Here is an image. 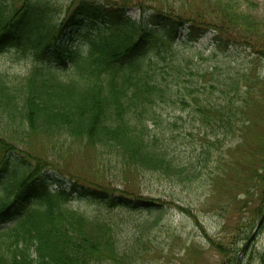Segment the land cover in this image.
<instances>
[{
  "label": "trees",
  "instance_id": "trees-1",
  "mask_svg": "<svg viewBox=\"0 0 264 264\" xmlns=\"http://www.w3.org/2000/svg\"><path fill=\"white\" fill-rule=\"evenodd\" d=\"M18 1L0 0V52L14 47L34 60L26 75H0V123L13 126L11 133L0 131V264H143L140 247L150 240L142 238L167 206L84 180L72 179L67 191L47 163L17 145L60 136L113 154L123 168L179 184L209 172L213 193L223 185L225 217L236 216L238 207L247 214L236 219L225 242L210 240L217 264H236L239 244L264 211V96L257 95L264 80L187 68L208 30L223 51L241 44L263 49L252 14L235 0H198L183 11L168 0H81L60 20L48 0ZM129 6L151 13L133 18ZM195 75L202 81L196 86ZM178 93L184 108L190 106L184 96L193 101L201 141L186 163L176 146L179 118H165L163 109ZM234 137L239 140L229 148ZM77 200L96 205L95 211L74 209ZM104 210L149 215L122 227ZM253 240L240 264H264V251L251 252Z\"/></svg>",
  "mask_w": 264,
  "mask_h": 264
},
{
  "label": "rangeland",
  "instance_id": "rangeland-1",
  "mask_svg": "<svg viewBox=\"0 0 264 264\" xmlns=\"http://www.w3.org/2000/svg\"><path fill=\"white\" fill-rule=\"evenodd\" d=\"M14 5H18V0H10ZM51 8L54 9V15L60 20L63 16L72 13L78 1L81 0H48ZM116 2V0H110ZM233 1V0H232ZM198 0H168L169 5H174L180 11L188 10ZM240 9L247 10L252 14L253 22L260 27L262 37L260 40L255 39L256 44L262 43L264 45V0H235ZM136 5V4H135ZM137 6H129L127 15L137 19H147L150 15L147 11L142 13ZM69 11V12H68ZM68 12V13H67ZM187 30L181 33L184 37ZM215 33L208 30L202 38H200L194 48V61L187 68L189 72L197 74L208 67V71L214 74L231 73L241 75L246 74L247 77L253 78L257 76L264 80V47L258 48L248 47L245 45H233L230 49L223 51L224 48L214 46ZM260 42V43H259ZM180 52L185 49L182 45L176 47ZM201 53V56H199ZM34 57L15 50L14 47H7L6 50L0 52V75H7L8 78L12 76L20 77L26 75L31 68ZM54 60V58H52ZM51 60V61H52ZM193 78L191 81L194 86L199 85ZM207 75L204 81L208 79ZM198 82V83H197ZM183 84L179 83L178 92L183 90ZM260 92L257 95L264 96V85L258 88ZM183 94L178 93L175 104L165 103L164 116L165 118H179V125L176 128L178 139L176 146L179 145L180 159L184 163L189 162L195 153V149L199 152V144L201 143L198 135L199 129L197 123L193 122V115L191 109L193 101L190 96H184L186 102L190 104L188 107H183L180 104ZM196 98V96H195ZM258 116H261L260 108L256 109ZM255 119H258L255 116ZM14 126H19V123H14ZM13 126L6 127L5 124L0 123V131L11 133ZM235 139H232L229 148H233ZM234 141V142H233ZM22 150L40 158L47 163L46 169L50 170L52 174L64 178L66 184L64 185L68 190L71 180H80L79 184L85 185L86 182H93L97 184H105V186L112 188V190H127L133 195H138L143 199H154L162 202L167 207L161 212L162 219L157 225L149 224L148 234L143 236V241L147 243L150 240L149 246H141L139 253V263L143 264H217L220 261L218 252L211 247V241L227 240L228 235L234 230L236 226L235 221L240 216H246L244 210L238 207L235 215H228L220 210V201L222 200L223 185L214 188V193L208 184V173L202 174L191 183H177L168 180L158 173L154 172H134L132 169L123 168L118 163L113 154L100 153L96 149L86 147L82 142L72 141L66 136L59 138L42 139L34 137L28 139L27 143H18ZM228 149V148H227ZM226 149V150H227ZM225 150V151H226ZM224 151V152H225ZM224 182V187L225 183ZM78 184V183H77ZM76 184V185H77ZM55 189V186H51ZM71 206L74 209L85 212H94V204L84 200L73 201ZM107 217H112L121 226H132L135 220L142 217H148V213L134 214L130 212H123L119 210H104ZM114 221V220H113ZM114 221V222H115ZM11 221L4 223L2 226L10 225ZM130 223V225L128 224ZM124 228L123 240L127 239L128 233ZM146 245V244H145ZM242 243L239 244L241 247ZM251 252L261 253L264 251V226L260 228L256 238L251 244ZM141 257V259H140ZM141 261V262H140ZM110 264V263H109ZM257 264V263H253Z\"/></svg>",
  "mask_w": 264,
  "mask_h": 264
},
{
  "label": "water",
  "instance_id": "water-1",
  "mask_svg": "<svg viewBox=\"0 0 264 264\" xmlns=\"http://www.w3.org/2000/svg\"><path fill=\"white\" fill-rule=\"evenodd\" d=\"M264 221V214L260 217L259 221L257 222V225L255 226V228L253 229V231L250 233V236L248 238V240L242 245V249L240 250L239 254H238V261H237V264H239V261H240V256L242 255V253L244 251H246L249 247V244L250 242L255 238V236L257 235V231L258 229L260 228L262 222Z\"/></svg>",
  "mask_w": 264,
  "mask_h": 264
}]
</instances>
